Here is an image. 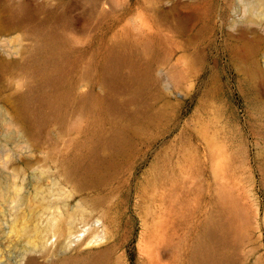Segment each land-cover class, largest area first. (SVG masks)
Here are the masks:
<instances>
[{
	"label": "rangeland",
	"instance_id": "rangeland-1",
	"mask_svg": "<svg viewBox=\"0 0 264 264\" xmlns=\"http://www.w3.org/2000/svg\"><path fill=\"white\" fill-rule=\"evenodd\" d=\"M203 250L264 264V0H0V264Z\"/></svg>",
	"mask_w": 264,
	"mask_h": 264
},
{
	"label": "bare ground",
	"instance_id": "bare-ground-1",
	"mask_svg": "<svg viewBox=\"0 0 264 264\" xmlns=\"http://www.w3.org/2000/svg\"><path fill=\"white\" fill-rule=\"evenodd\" d=\"M216 226H217V225H216ZM206 249H207V248H206ZM195 251H196V250H195ZM203 251H204V250H203ZM205 251H206V250H205ZM205 251H204V253H203V252L200 253V255H199V257H198L199 260L197 261L198 264H209V263H208L209 260H208V257L206 256L207 254L205 253ZM207 253H208V252H207ZM209 258H210V256H209ZM211 259H212V257H211ZM211 262H212V261H211ZM215 262H216V261H215ZM197 263H196V264H197Z\"/></svg>",
	"mask_w": 264,
	"mask_h": 264
}]
</instances>
